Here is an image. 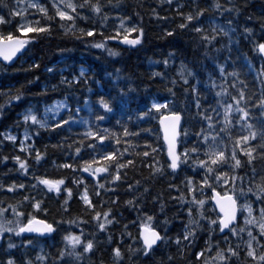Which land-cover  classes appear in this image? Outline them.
<instances>
[{"label":"trees","instance_id":"1","mask_svg":"<svg viewBox=\"0 0 264 264\" xmlns=\"http://www.w3.org/2000/svg\"><path fill=\"white\" fill-rule=\"evenodd\" d=\"M16 1L4 0V5L7 7L0 5V13L7 16L9 8L16 6ZM44 2L51 15L53 9L50 0L47 2L44 0ZM233 2L241 8L239 15L237 16L235 13L230 15L226 12L223 14H227L228 17L233 14L235 17L237 16L239 25L244 24L245 27L253 29L251 33L243 32L238 46L229 45L228 37L219 31H216L215 40L208 43L201 38L203 33L193 30L194 25L184 29L179 28L178 25L183 20L178 13L190 11L191 0H186L180 8H177V0H119L118 7L113 0V4L105 6L108 16L103 21L100 14L85 9L84 14L88 16V19L78 18L72 28H68L71 21H67L61 27L60 18L56 17L54 21H51L53 27L50 33L48 31L41 33L31 31L25 35L34 37L29 40L27 52L13 65H5L0 62V105H3V109L0 110V183L7 184L16 181L25 184L24 189H0V206H9L8 217L12 218L10 206L20 201L19 210L25 214L24 217H21L22 220H25L29 213L38 214L40 218L55 224L63 222L66 225L65 220L68 218L81 216L86 220L90 213L78 199L84 184L88 186L93 203L97 204L98 209H102L101 211L104 210V207H100L98 203L99 199H103V197H97L94 192L93 181L95 179L87 177L81 172L84 181L75 185L72 181L74 170L61 166L65 162H72L74 149L79 146L77 134H81L82 138V134L85 132L84 125L80 124L70 129L59 125L58 128L52 129L50 127L37 128L32 122H20L22 120L21 113L26 109H31L32 114L40 116L45 105L62 98L68 101L71 114L78 120L82 118L91 123L95 116L103 115L104 119L99 123L113 132L122 134L123 126H127L130 132L140 129L138 136L131 138V143L124 144V140L129 138L122 137L120 145H112L106 149L112 150V147H117L122 151L126 147L128 151L124 152L122 162L127 160L131 163L120 169L121 179L113 183L116 184L113 187V197L117 198V203L104 204L105 208L111 207L110 217L114 215L115 219L106 226L105 237L109 236V241H105L101 237V242H99V238H96L98 244L94 245L91 253L94 258L92 263L201 264L204 257L197 258L194 253L204 247L203 237H196L191 246H186L175 253L171 248L177 247L173 240L176 235L183 232L184 225H187L189 220L188 214L182 208L178 209L180 206L179 195L182 192L184 197L188 195L186 177H193L195 183L199 179V166L193 167L190 161L182 165L176 173L168 167L160 168L157 172L152 171V168L157 167L152 163L154 157L158 158L160 164H166L168 158L158 125L162 111L151 109L150 105L153 96L160 101H163L161 98H164L168 102V107L181 112L183 139L180 142V151L183 148H191L194 144L203 146V141L197 139L196 133L200 132L202 128L206 129L207 122L199 113L205 112L214 121H220L222 124V104L230 102L232 96H238L240 89L244 90L245 95L242 106L246 107L249 103L252 105L249 109L251 121L254 126H260L261 120L264 118V109L256 104V100L264 93V71H262L264 69V59H262L264 53L258 52L254 48V44L264 41V31L261 30V24L264 23V0H233ZM210 3L211 0H199V7L206 8L202 16L214 12V8L208 6ZM153 10L158 15H153ZM116 12H119L121 17H129L132 24L143 28L141 42L135 48L122 47L115 41H107L104 48H96L93 37L83 35L79 31L81 28L96 27L98 31L93 35L97 40L100 39L101 32L104 35L112 34L111 30L117 26ZM38 15L41 16V24L49 22L42 13H38ZM21 19V17H13L16 22H20ZM66 28H68L67 31H65ZM173 28H175L174 32L171 31ZM166 29L171 32V35L165 34ZM7 30H10L9 25L0 26V31L6 32ZM203 32L208 35L213 34L206 27H203ZM136 34L133 32L130 36L134 37ZM109 48L116 49L117 55H111L108 52ZM165 58L168 59L167 65L163 62ZM33 63H36L37 66L31 67L30 65ZM181 64L193 69L196 72L194 75L202 78L203 83L198 86L197 81H194L192 77L187 84L180 81L173 86L172 81H165L160 75H153L154 72L161 73L162 71L171 73ZM220 64L224 65L226 75L220 72ZM80 66L88 68V72L82 79L71 85L61 82L62 77L71 79L73 75L79 76ZM233 72L236 75H232ZM210 75L215 79H209ZM98 83L101 84L100 87ZM129 85H131V89H129ZM191 85H196V92H192ZM221 87L226 88L227 91L217 95ZM42 88L46 90L42 92ZM120 89L125 90L124 95L120 93ZM18 92H23L24 96L19 100H11L10 97L17 95ZM101 97L109 102L112 111L103 109L99 103ZM249 97H251L250 100ZM197 99L199 108L195 103ZM145 105H148L152 113L151 116L137 118L139 112L146 110ZM77 106L81 108L78 112L76 111ZM68 113L64 112L59 119L64 118ZM217 113H220V116H217ZM230 115L233 117L232 124L228 129L231 136L243 135L244 132L240 125L239 127L236 125V114L233 112ZM27 126L31 127L33 133L38 132V135H34L35 147L44 155L39 162L27 158L29 167L28 172L25 173L11 158L19 155L23 159L25 153L12 147L8 141L1 137V134L7 129L15 130L20 134L22 129ZM148 126L154 128L155 131H149ZM215 126L214 124L213 127ZM221 135L224 136V142L229 143L227 132H223ZM145 140L150 142L151 147L153 144L157 145L158 151L149 152L148 145L144 144ZM84 143L87 144L88 140H84ZM102 143L107 144L109 141L106 140ZM250 143L258 144L259 138L250 141ZM8 148L16 150H7ZM145 151H148L150 155L145 157L143 155ZM259 152L260 149L257 148L253 153L254 159L251 164L248 163L244 153L237 152L243 162V169L263 168L264 158L258 154ZM81 153L83 159L88 158L87 149L82 148ZM5 155L9 156L8 160L2 159ZM75 155L79 156L80 154ZM76 162L78 165L82 164V160ZM220 170L229 172V165H223ZM234 171L237 177L234 195L239 196V190L241 186H245L246 181L243 177V183H241L240 172L236 168ZM258 171H256V176L259 175ZM187 173L188 175H186ZM260 173L261 176H258L259 179L256 183L262 182L261 177H264V171ZM41 176H47L50 179L65 178V184L72 188L67 208L62 204L65 195L49 190L46 185L39 184L37 178ZM36 184L39 186L29 188V185ZM129 184L133 185L131 189L128 188ZM207 189L208 193L203 195L211 197V189ZM216 190L224 193L225 190H228V186H222L220 183L216 186ZM25 193L42 200V206L48 211L33 210L28 202L22 200ZM193 193L196 194V191ZM250 195L255 201L254 195L252 193ZM238 199L242 204V198ZM125 201L133 202L125 203ZM211 204L210 199L204 201L205 206ZM143 213L152 216V226L169 237L167 240L169 242L164 246L161 244L157 247L151 256H146L139 251L142 245L139 236L140 224L145 219ZM242 215L241 211L239 223H241ZM82 224L80 222L79 224L74 223L72 227L69 224L66 226L77 234H80L83 228L82 239L87 240L88 234ZM98 230L96 228L93 235H98ZM22 240H31L32 243L23 246ZM12 242L16 247L8 248L7 239L1 241L0 264L1 256H11L17 262L18 259L25 261V257L32 258L39 248L43 250L42 253L48 252L42 238H29L21 234L17 237L12 234ZM115 247H119L123 253L118 262L113 259L112 250ZM129 249L133 251L130 252ZM169 256H171V260L168 259ZM244 258L247 262L249 261L245 255Z\"/></svg>","mask_w":264,"mask_h":264},{"label":"snow or ice","instance_id":"2","mask_svg":"<svg viewBox=\"0 0 264 264\" xmlns=\"http://www.w3.org/2000/svg\"><path fill=\"white\" fill-rule=\"evenodd\" d=\"M47 2V0H46ZM51 7L53 9L52 14H49L48 7L45 6V3H41L40 0H28V6L32 9H35L37 12L42 13L44 18L49 22L40 23L41 16L36 15L34 21H27L24 17V12L21 10L25 7L24 0H17L16 6L9 8L7 16L0 14V25H9L10 30L6 32L0 31V57H3L4 61H11L17 53L25 48V45L29 43L30 39L34 37H25L19 35V33H27L29 31L35 33H41L48 31L50 33L53 24L51 21H54L56 17L60 18V26L63 27L67 21H71V24L68 25V28H72L78 18L87 20L88 16L84 14L85 9L89 10L92 13L100 14L102 21L107 18L108 12L105 11V6L113 4V0H50ZM0 5H4V0H0ZM115 5L119 6V0H115ZM7 7V5H4ZM221 14L225 11L230 13H235L237 16L241 12V8L238 7L233 0H211V3L208 5ZM182 7L179 3L177 8ZM191 10L186 12H179L178 14L182 17L183 22L178 25L179 28L184 29L189 27V22H192L195 27L194 31L203 33L202 39L208 43H211L215 40L216 28L212 29V35H208L206 32H203V28L199 23L200 17L205 13V7H199V0H191L190 5ZM115 15L119 20V26L113 27L111 30L112 34L104 35L103 32L100 33V39H96L93 35L97 33L98 29L96 27H87L81 28L79 31L86 36L93 37L94 46L96 48H104L105 42L107 41H120L122 40L124 44L127 45H137L141 42L143 36V28L137 27L136 24H131L128 26L125 24V20H129V17H121L119 12H116ZM153 15H158V13L153 10ZM13 17H21L20 22L13 20ZM229 26V31H232L231 20L227 21ZM219 27V25H217ZM65 29V31L68 30ZM75 30V29H74ZM261 30L264 31V23L261 24ZM175 31V28L171 30ZM253 31L250 27H245V33H251ZM137 33L134 37L129 36V33ZM220 32H224V28L220 27ZM15 33V34H14ZM166 35H171V32L167 29L165 30ZM227 35V33H225ZM254 48L260 53H264V41H260L254 44ZM108 52L111 55H117V51L114 48H109ZM264 59V57H262ZM164 64H168V59H164ZM31 67H36L37 64L33 63ZM219 70L223 75H226L225 68L223 64L219 65ZM51 71V69H49ZM84 68L80 69L79 76H72L71 79L61 78V82L71 85L73 82L82 79L84 76ZM180 78L184 81L185 84L188 82V77L192 76V70L186 69V66L181 64L180 69ZM187 71V75H185ZM264 71V69H262ZM153 75H160L163 77V73L154 72ZM232 75H236L235 72ZM177 81L172 80L173 86H175ZM235 84V81H233ZM213 86L214 83H213ZM192 92H196V85H191ZM131 89V85H129ZM46 89L42 88V92ZM227 89L221 87V93L226 92ZM122 95L125 94L124 89H120ZM24 96L23 92H18L17 95L10 97L11 100H19ZM163 103L152 101L150 108L156 109L159 111H165V115L160 116L161 123L165 124V140L167 141V157L170 160L166 164H160L158 158H153L152 163L156 164L157 167L152 168L153 172H157L160 168L168 167L170 169H177L184 164H187L191 161L193 167L199 166V179L194 183L193 177H186L188 190L191 192L193 189L200 195L201 198H197V195L194 194L189 201V206L184 209L188 214L189 220L188 224L184 225V231L181 234L176 235L175 242L177 244L178 250H182L186 245L191 246L192 240L196 238V232L198 229L203 227V223L208 225V239L204 242V247H201L198 251L194 253V256L197 258L204 257L201 261V264H232L233 257H239V252L237 248L233 247L229 238L225 237L224 241L227 244V247H220L219 241H213L211 239L212 232L219 231L222 233L225 229L229 231L231 235L239 236L243 232H247L248 239L244 241L246 246V257L250 258L252 264H264V177H261V183L255 182L256 170L253 168L251 185L247 189L241 187L239 190V196L245 197L243 204L238 205V196L234 195L236 189L234 187L235 181L237 179L235 175V168L241 165V159L238 157L237 152L244 153L247 161L251 164L254 159L253 153L257 148L260 149L258 153L262 158H264V118L261 120L259 127L253 125L251 121V115L249 109L252 105L249 103L247 106H242V102L245 101L244 90L240 89L238 96H232L231 101L222 104V121H214L210 115H207L205 112H200V116L207 122V128H202L200 132H197V139L203 141V146L200 144H194L191 148H183L181 151H177V136L180 135L178 128L181 121V112L173 111L168 108V102L166 99L161 98ZM249 100L251 97L248 98ZM99 103L102 105L103 109L107 111H112L109 102H106L103 97L99 98ZM199 108V100L195 101ZM256 104L260 106L261 109H264V93L256 100ZM60 107H68L64 102H57L55 108L51 105L45 106V117L49 109H53V113H57ZM146 110L141 111L137 114V118L140 117H150L151 111L148 108V105H145ZM3 109V105H0V110ZM31 109H26V112L29 114L22 115L23 121L27 122L29 120L33 121L35 125H39V128H52L56 129L59 125H64L66 128H71L83 124L85 127V132L82 134H77L79 146L75 147L74 155L72 162H65L61 166L69 167L74 170L72 176V181L75 185H79L81 181L84 180V176L81 174L89 173L92 178H97L93 181L94 192L97 197L101 189L108 191L105 181L109 183L111 181H118L121 179L120 169L124 168L126 164L131 163V161L123 160L122 158L124 152H127L128 149L125 147L121 151L117 147H112V150H106L112 145H120L122 137H128L129 139L124 140V144L131 143L132 137H137L140 129H137L135 132H130L127 126L122 127V134L120 132H113L108 128H105L99 122L104 119L103 115H97L94 117V120L89 123L84 121L82 118L78 120L75 116L71 114L69 109L68 115L64 118L55 120L52 123H48L47 119H38L37 115L31 114ZM76 111H79V106H77ZM213 111H215L213 109ZM236 114V123L240 125L241 130L244 132L243 135H237L235 137L231 136V132L228 131L229 126L232 124L233 117L231 113ZM217 116H220V113H217ZM216 125L213 127V125ZM98 125V126H97ZM219 129V130H217ZM227 132L229 143L224 142V136L221 133ZM38 135V132L33 133ZM29 132L26 130L24 132V137L20 140L18 147L20 149H27L29 146L25 141L29 138ZM7 140L16 141L17 137L12 135L10 132L4 134ZM94 138V139H92ZM211 138V139H210ZM259 138L258 144L250 143V141H255ZM84 140H88V143L85 144ZM106 140L109 143L105 144ZM76 143V142H73ZM144 144L148 145V151L155 153V149L151 147V144L148 140L144 141ZM243 145V146H241ZM85 148L88 150V158L83 159V154L81 149ZM71 150V146H70ZM148 151H145L143 155L148 156ZM75 154H80L79 156ZM28 155H32L31 152ZM44 153L40 152L39 149H35L34 160L39 162ZM203 156V158H200ZM15 160L19 169L23 170L25 173L28 172V161L27 157L21 158L19 155L11 157ZM3 160H8L9 156L5 155L2 157ZM82 160V164L78 165L76 161ZM103 163H100V162ZM229 165V172L220 170L223 165ZM105 174L103 177H99V174ZM126 175V173H125ZM39 184L46 185L49 190H54L56 193L65 195L64 201L62 204L65 208L68 207V198L72 193V188L68 187L65 184V178L60 177L56 179H50L47 176H41L37 178ZM230 180L232 184H230ZM138 183V182H137ZM220 183L229 185V189L224 191V194L221 195L220 192L216 191V186ZM241 183H243V177H241ZM39 184L29 185V188L38 187ZM63 186V187H62ZM98 186V187H97ZM114 187V185H112ZM132 184L128 185V188L131 189ZM7 188L9 190L15 189H24L25 184L23 182L17 183L16 181H11L10 183L4 184L0 183V189ZM207 188L211 189L213 195L211 197L204 196L203 193ZM252 193L254 195L256 208L253 207V201L247 198V194ZM83 206H86V211L90 213L91 220L95 221L97 228L99 230L105 229L106 224H111L115 219V216H111L112 212L111 207L104 209L103 211L98 210L97 204H94L91 196L89 195L87 184L83 185V190L80 193ZM181 200L185 199L183 193H181ZM117 198H112V203H115ZM206 199L214 200L215 205L218 206L219 211L215 213V216H205L204 215V201ZM22 200L29 203L30 207L33 210H39L41 212H47L48 209L42 206V200L36 199L34 196H30L28 193H25L22 196ZM135 200V197H133ZM133 201H125V203H132ZM20 201H17L16 204L11 205L12 218H9L7 215L9 206H0V240L7 239V247L13 248L16 245L12 242V234H15L17 237L22 233H53L55 231V223L49 222L47 219H41L38 214H31L27 216L25 220H22L21 217H24V212L19 210ZM100 206L104 205V200L99 199L98 201ZM195 204L197 207V215L194 218L192 216V204ZM238 207L243 209V219L244 223L238 225L235 223L237 221V210ZM145 219L140 224L139 235L142 237V245L139 251L146 255L151 256L155 252L156 248L159 247L158 242L163 244L169 239L166 235L161 234L160 231H157L155 226H152L153 217L149 216L147 213H143ZM71 223L87 222L84 220V217H77L75 219L68 221ZM167 222V220H165ZM84 230L81 229L80 234L69 232L64 235L63 239L66 241L65 249L59 251V256L55 258L54 264H62L61 258L65 255V250L70 248L71 253L76 258V260L83 259V254H86L93 250L94 244L92 239H87L82 242ZM131 235V233H128ZM191 237L192 239H189ZM136 239V237H133ZM23 246L30 245L31 240H22ZM77 245L83 248V253L75 251ZM215 245V248H213ZM156 246V247H154ZM259 249V251H257ZM43 250H41L42 252ZM113 259L114 261H119L123 255L119 247H115L113 250ZM129 251H133L129 249ZM181 254L182 251H181ZM46 255L38 254L36 260L39 264H46ZM171 260V256L168 257ZM7 264H16L15 260L9 256ZM24 264H34L31 258L25 257Z\"/></svg>","mask_w":264,"mask_h":264},{"label":"rangeland","instance_id":"3","mask_svg":"<svg viewBox=\"0 0 264 264\" xmlns=\"http://www.w3.org/2000/svg\"><path fill=\"white\" fill-rule=\"evenodd\" d=\"M186 0H177V3H179L181 6L184 4ZM41 3H45L44 0H40ZM16 4H17V1H16ZM24 5L25 7L23 9H21L23 12H24V17L27 19V21H34L35 20V16L38 15L39 12H37L35 9H32L30 6H28V0H24ZM45 6L47 7V4L45 3ZM226 13H229L231 15L230 12L228 11H225ZM1 14V13H0ZM237 17V16H236ZM233 14L232 16L228 17L227 14H221L218 10L214 9V12L211 13L209 12L208 14L202 16V18L199 20V23L201 24L202 28L203 27H206L208 30L212 31L213 28H216V31H219L220 32V27H223L224 28V32H220L222 34L225 35V33H227V37H228V44L229 45H237L238 46V43H239V39H240V36L243 34L244 32V28H245V25L244 24H240L239 25V20H237ZM117 20V26H119V20L118 18L116 17L115 18ZM228 20H231V25L230 27L232 28V31H229V26L227 25V21ZM190 23V22H189ZM125 24H127L128 26H131V22L129 20L125 21ZM189 25H194L192 22L189 24ZM217 25H219V27H217ZM1 26V25H0ZM241 28H240V27ZM195 27V25H194ZM31 31L27 32V33H22L23 35H27L28 33H30ZM133 33H129V36L132 35ZM185 65V64H183ZM186 66V69H190L187 65ZM181 65L178 66L177 68H175L173 70V72L171 73H168L166 71H162L161 73H163V78L165 81H172L173 79H175L178 83L180 81H183L181 80L180 78V72L178 71V69H180ZM81 68H84L86 71L84 73L87 72V69L86 67H80ZM79 69V71H80ZM192 73L193 75L192 76H189L188 77V81H191L192 77L194 78V81H197L198 83V86L203 83L202 81V78L200 77H197L195 76L194 74L196 73L193 69H192ZM185 75H187V71H185ZM201 76V74H198ZM73 76H76V75H73ZM214 76L210 75L209 76V79L211 80H214L215 78H213ZM68 79H70V77H67ZM199 81V82H198ZM209 82V81H208ZM204 83H207L206 81H204ZM98 86H101V84L98 83ZM152 101H156V102H160V103H163L161 102L157 97L153 96L151 98V102ZM57 102H64L63 100H55L53 102V104H51V106H53V108H55V106L57 105ZM66 104V103H65ZM47 106V105H45ZM45 106L43 108V112L40 116H37L38 119H47L48 123H52L54 122L55 120H57L61 114L62 111L64 112H68L69 111V106L68 107H60L59 108V111L57 113H53V109H49L48 113H47V117H45L44 113H45ZM169 109L173 110V111H176L174 108L172 107H168ZM81 108H79V111H80ZM24 114H29L28 112L26 111H23L21 113V118H22V115ZM31 114H32V111H31ZM161 114H165L163 112H161ZM22 120H20V122H22ZM84 121H87L86 119H84ZM25 122V121H23ZM28 122H32L34 123L33 121L29 120L27 121L26 123ZM236 125L239 127V124L236 123ZM37 128H39V125H35ZM149 127V131L152 130V131H155L154 128ZM28 131L29 132V138L25 141V143L29 146L27 149H20L18 147V144L20 142V140L24 137V132L25 131ZM7 132H10L12 135H15L17 137V140L16 141H9L6 139V137L4 136L5 133ZM1 137L3 139H5L6 141H8L12 147H15L17 148L18 150L20 151H23V153H25V157L27 158H31L34 160V156H35V136L32 132V129L30 126H27V127H24L22 129V132L17 133L15 130H12V129H7L5 130L2 134H1ZM183 139V135H181V139H180V142L181 140ZM155 151H158L157 149V145L153 144L152 146ZM15 148H8L7 150H16ZM31 152L32 155H28V153ZM151 152V151H149ZM148 152V154L150 155V153ZM153 153V152H152ZM157 158V157H155ZM236 169L240 172V177H244L245 179V186H241L243 187L244 189H247L250 185H251V180L253 179L252 177V171L251 170H245L243 169V162H241V165L239 167H236ZM180 170V167L177 171H173L174 173L178 172ZM256 171H258V174L254 179H255V182H257V180L259 179L258 176H261V173L260 172H263L264 171V166L263 168L261 169H255ZM188 175V173L186 174ZM84 181V180H83ZM83 181H81V183H83ZM231 181V180H230ZM106 187L109 189L108 191H105V189L103 190H100V193H99V197L102 196L103 197V200H104V204L106 205H109L110 203L112 204V198H113V190L114 188L112 187V185H116V184H113L114 181H111L110 183L108 181H106ZM230 183V182H229ZM232 184V182L230 183ZM222 186H228V189H229V185L227 184H223L222 183ZM236 182L234 184V187L236 189ZM253 186V185H251ZM254 187V186H253ZM210 189V188H209ZM208 189L205 190L204 194L208 193L207 192ZM196 191L195 189H193V192ZM192 191H188V195L185 196V199L181 200V195H179V199H180V206L178 209H181L184 210L185 208H187L189 206V201L191 200V197L192 195H194ZM183 193V192H182ZM44 194V193H42ZM197 194V198H201L200 195L196 192ZM45 195V194H44ZM89 195L91 196V194L89 193ZM242 198L241 202L242 204L244 203L245 201V197L243 196H240ZM238 196V198H240ZM92 198V197H91ZM247 198L248 199H251L253 201V207L256 208L257 205L255 204V201L253 200L252 196L250 195V193L247 194ZM78 199L81 201L82 203V200H81V196L80 194L78 195ZM239 200V199H238ZM117 203V200H115V203L113 204H116ZM187 204V205H186ZM187 206V207H185ZM86 207V206H85ZM100 207H104L103 209H106L105 208V205L103 206H100ZM203 209H204V215L205 216H215V213L218 212L214 206L211 204L210 206H205L203 205ZM98 210H102V209H98ZM243 209H242V213H243ZM197 215V207L196 205L193 203L192 204V216L195 218ZM68 217V216H67ZM72 219H75V218H68L67 220H65L67 224L70 225V227L73 226L74 223H69L68 221L69 220H72ZM85 220V219H84ZM85 221L87 222H82V226L85 227L84 229H86V232L88 234V239H92L93 240V244L96 245L98 244V242H96V238H99V242H101V237L103 238V240L105 241H109V236H106L105 237V230H106V226L108 224H106L105 226V229L103 230H98V235H93V231L96 230L97 228V225L95 223V221L91 220V216H89ZM201 223L203 225L202 228L204 229H198L197 232H196V237H203L204 240H203V244L205 242L206 239H208V225L206 223H203V221L201 220ZM244 223V219H243V215L241 217V223H239L238 225H242ZM56 234L50 238V239H44V245H45V249L46 251L48 252H41V248H39L38 250H36V252L34 253L33 257L31 258L34 262V264H39V262L36 260V257L38 254H42V255H46L47 259H46V264H54V261H55V258L59 256V251L61 249H65V245H66V241L63 239L64 235L69 233L70 231L72 233H75L73 229H69L65 224H63V222H56ZM76 225V224H75ZM184 231V229H183ZM100 233H101V236H100ZM218 235V236H217ZM225 237H228L229 238V242L230 244L237 248L238 252H239V257H233L232 259V264H252L250 258L249 261L247 262V260L244 258V255H245V252H246V246H245V243L244 241H246L248 239V236H247V232H243L241 233L239 236H235V235H231L229 232H222L220 233L218 230L217 231H214L212 232V235H211V239L213 241H215V239H219V240H216V241H219V244H220V247H227V244H225V241L223 238ZM191 238V237H189ZM221 238V239H220ZM1 241L0 240V244H1ZM84 240L82 239V242ZM193 241V240H192ZM222 241V242H221ZM224 241V242H223ZM169 241H165L163 243V246L166 245V243H168ZM238 242V243H236ZM241 242V243H240ZM173 243L176 244L175 242V239L173 240ZM237 244V245H235ZM242 244V245H240ZM131 245V244H130ZM108 247V245H106ZM177 246V244H176ZM187 246V245H186ZM185 246V247H186ZM174 251V253L176 251H178V248L177 247H171ZM213 248H215V245H213ZM245 248V249H244ZM38 251V252H37ZM75 251H79L81 253H83V248L79 245H77ZM257 251H259V249H257ZM71 253V249L68 248L65 250V255L61 258V261H62V264H93L92 261L94 260L93 256H92V250L86 254H83V259L81 260H76L75 256L73 254H70ZM246 256V255H245ZM9 257L5 256V257H2L1 256V264H7V260H8ZM65 260V261H64ZM131 262V260H130ZM129 262V263H130ZM16 264H24V260H21V259H18ZM101 264V263H99Z\"/></svg>","mask_w":264,"mask_h":264},{"label":"water","instance_id":"4","mask_svg":"<svg viewBox=\"0 0 264 264\" xmlns=\"http://www.w3.org/2000/svg\"><path fill=\"white\" fill-rule=\"evenodd\" d=\"M131 38V37H130ZM117 44H119V45H121V46H123V47H136L137 45H127V44H124V42L122 41V40H120V41H115ZM26 50H27V44L25 45V48L24 49H21L18 53H17V55L15 56V57H13V59L11 60V61H4L3 60V57H0V62H2V63H4L5 65H13V64H15L19 59H20V57L26 52ZM182 120H183V117L181 116V121H180V125H179V128H178V131H179V133H180V135L179 136H177V151H179V141H180V138H181V125H182ZM167 123V121L165 122V123H161V120L159 119V128H160V130H161V134H162V139H163V142H164V144H165V146H166V154H167V141L165 140V135H166V131H165V124ZM168 159L170 160V158L168 157ZM179 168H177V169H175V170H173V171H177ZM86 176H88V177H91L90 176V174L89 173H84ZM99 175H103V173H101V174H99ZM218 192V191H217ZM212 195H213V193H212ZM221 195H223V194H221ZM212 203H213V205H215V201L214 200H212ZM216 209H217V211H219V208H218V206H216L215 207ZM238 217H239V207H238V210H237V221L235 222V223H237L238 222ZM42 219V218H41ZM227 229H225L223 232H225ZM158 231V230H157ZM23 235H29V236H41V237H44V238H49V237H51L53 234H54V232L53 233H44V234H37V233H22ZM141 239H143L142 237H141ZM160 242H158V244H159ZM154 247H156V246H154Z\"/></svg>","mask_w":264,"mask_h":264},{"label":"bare ground","instance_id":"5","mask_svg":"<svg viewBox=\"0 0 264 264\" xmlns=\"http://www.w3.org/2000/svg\"><path fill=\"white\" fill-rule=\"evenodd\" d=\"M181 139V138H180ZM169 160V159H168ZM105 175V174H104ZM224 190V189H223ZM221 191V190H220ZM204 194V193H203ZM201 229H204V228H201ZM207 230H208V228H207ZM56 234V227H55V231H54V234L51 236V237H49V238H45V239H50V238H52L54 235ZM163 234V233H162ZM218 236V235H217ZM106 239H107V237H106ZM191 239V238H190ZM221 239V238H220ZM224 239V238H223ZM214 240V239H213ZM216 240H219V239H215V241ZM220 241V240H219ZM222 242V241H221ZM224 242V241H223ZM236 243H238V242H236ZM241 243V242H240ZM239 244V243H238ZM161 244L159 243V246H160ZM235 245H237V244H235ZM240 245H242V244H240ZM245 249V248H244ZM65 261V260H64Z\"/></svg>","mask_w":264,"mask_h":264}]
</instances>
